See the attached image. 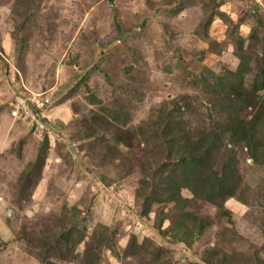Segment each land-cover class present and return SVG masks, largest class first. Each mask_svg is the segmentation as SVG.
<instances>
[{
	"label": "rangeland",
	"instance_id": "rangeland-1",
	"mask_svg": "<svg viewBox=\"0 0 264 264\" xmlns=\"http://www.w3.org/2000/svg\"><path fill=\"white\" fill-rule=\"evenodd\" d=\"M0 264H264V0H0Z\"/></svg>",
	"mask_w": 264,
	"mask_h": 264
},
{
	"label": "trees",
	"instance_id": "trees-1",
	"mask_svg": "<svg viewBox=\"0 0 264 264\" xmlns=\"http://www.w3.org/2000/svg\"><path fill=\"white\" fill-rule=\"evenodd\" d=\"M125 70L127 71L128 70V67H126ZM232 99H233V102L234 103L237 104V102H238L239 105L240 104L243 105V103L245 102L244 101L245 99H243V97L241 95L238 96L237 94H236V96H232ZM31 104L34 106V108L36 110V106L33 103H31ZM36 112H37L38 115L41 113L39 108H38V110H36ZM43 122H44V128H43V131H42V136L40 138H42V139L44 138L45 139L46 138V134H47V129L49 127L51 128V123H49V121H46V120H44ZM185 143H186V145L185 146H182V150L185 151L187 149H190V150L198 149V153H199V154H197V157L198 158L202 154H204V153H206L208 151V146L206 148L205 145H204V142L202 140H200V139L193 140V138H189L188 137ZM216 185L217 186H223L224 187V191H225L226 194H231L234 191L233 184L227 181V177L219 176L217 178ZM167 195H169V193H167ZM172 196H174V198H175V195H172ZM197 222L202 226V222L203 221H201L200 219H198Z\"/></svg>",
	"mask_w": 264,
	"mask_h": 264
},
{
	"label": "built area",
	"instance_id": "built-area-1",
	"mask_svg": "<svg viewBox=\"0 0 264 264\" xmlns=\"http://www.w3.org/2000/svg\"><path fill=\"white\" fill-rule=\"evenodd\" d=\"M34 94L37 96L38 93H34ZM34 94H32V95H34ZM13 96H14V99L15 98L16 99L14 101L15 107L12 106V108H11V114H12V116L13 117L14 116L15 117H18V116H20V114H22V115L25 114L26 116H24V117L28 118L30 120V122H32V124H30L29 126L32 127V126H34V123H35V125L37 124V127L39 125L40 128H42L43 127V124H42L41 118L38 116V114H37L34 106L31 104L32 102L29 101L30 98L29 99H26V97L24 98L20 93H17V92L14 93ZM42 105L43 104H41V103H37V105L35 103V106H42ZM36 130L39 131L40 129L37 128ZM42 131H43V128H42Z\"/></svg>",
	"mask_w": 264,
	"mask_h": 264
},
{
	"label": "water",
	"instance_id": "water-1",
	"mask_svg": "<svg viewBox=\"0 0 264 264\" xmlns=\"http://www.w3.org/2000/svg\"><path fill=\"white\" fill-rule=\"evenodd\" d=\"M111 3V5H112V2H110ZM9 212V214L11 215V211H8Z\"/></svg>",
	"mask_w": 264,
	"mask_h": 264
},
{
	"label": "clouds",
	"instance_id": "clouds-1",
	"mask_svg": "<svg viewBox=\"0 0 264 264\" xmlns=\"http://www.w3.org/2000/svg\"><path fill=\"white\" fill-rule=\"evenodd\" d=\"M42 123H43V127H44V122L42 121Z\"/></svg>",
	"mask_w": 264,
	"mask_h": 264
},
{
	"label": "crops",
	"instance_id": "crops-1",
	"mask_svg": "<svg viewBox=\"0 0 264 264\" xmlns=\"http://www.w3.org/2000/svg\"><path fill=\"white\" fill-rule=\"evenodd\" d=\"M50 120V119H49ZM50 122H51V120H50Z\"/></svg>",
	"mask_w": 264,
	"mask_h": 264
}]
</instances>
